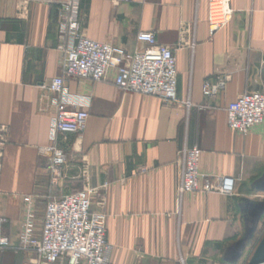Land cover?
<instances>
[{"label":"crops","instance_id":"obj_1","mask_svg":"<svg viewBox=\"0 0 264 264\" xmlns=\"http://www.w3.org/2000/svg\"><path fill=\"white\" fill-rule=\"evenodd\" d=\"M230 7L229 24L209 37L207 0H79L86 38L133 53L145 47L137 34L151 31L173 51L178 103L119 91L114 69L97 83L66 78V93L91 104L81 138L58 139L66 163L52 185L48 157L38 149L51 143L56 108L39 86L61 75L59 4L33 1L21 21L16 0H0V126L6 128L0 218L11 247L0 253V264H27L30 254L13 249L25 205L41 224L48 200L81 189L84 164L88 186L98 190L91 210L107 216L110 264L240 261L264 223V122L242 136L229 130L226 110L242 93L264 90V0H230ZM217 80L224 88L205 99L204 82ZM185 146L201 151L199 169L215 183L235 180L231 197L211 192L179 200L178 153Z\"/></svg>","mask_w":264,"mask_h":264},{"label":"built area","instance_id":"obj_2","mask_svg":"<svg viewBox=\"0 0 264 264\" xmlns=\"http://www.w3.org/2000/svg\"><path fill=\"white\" fill-rule=\"evenodd\" d=\"M33 1L58 2L56 49L61 55V75L39 87L53 97L56 108L51 123V143L40 147V155L48 157L51 184L56 185L66 163L64 150L59 146L61 136L73 135L81 138L85 132L91 99L86 96L68 95L66 78L87 80L92 83L106 79L111 69L116 71L115 87L121 91L144 97L156 98L163 103H178L176 95L177 69L173 51L157 44L154 32H140L138 43L141 50L127 53L121 48L86 38L82 34L79 19V0H16V18L28 19L29 6ZM128 1V0H124ZM232 9L230 0H207V27L209 37L224 29L230 22ZM184 32H188L187 29ZM193 47V43L190 42ZM224 82H204L202 94L205 99H214ZM189 108V102L185 103ZM229 130L246 136L254 127L264 122V90L242 93L226 110ZM6 128L0 126V170L6 144ZM179 172L177 195L218 192L231 197L235 180L229 177L213 180L199 169L201 151L197 147H184L178 153ZM144 172L145 168H138ZM87 166L82 171V187L58 199L48 200L44 216L37 227L34 210L26 204L19 246L16 252L29 253L27 264H110L111 247L105 239L107 216L92 211L91 206L97 189L88 186ZM107 185L102 187L106 190ZM105 200L101 201L103 206ZM5 220L0 218V253L11 249L3 235Z\"/></svg>","mask_w":264,"mask_h":264},{"label":"rangeland","instance_id":"obj_3","mask_svg":"<svg viewBox=\"0 0 264 264\" xmlns=\"http://www.w3.org/2000/svg\"><path fill=\"white\" fill-rule=\"evenodd\" d=\"M43 203L39 204L38 208V220L40 221L43 216ZM40 224L37 225L39 227ZM264 233V223L259 227L258 232L256 234V237L253 238V241L246 247L245 251L243 252V255L240 259V261L237 264H248L249 259L255 249L257 247V244L259 243V240L261 239L262 235Z\"/></svg>","mask_w":264,"mask_h":264},{"label":"water","instance_id":"obj_4","mask_svg":"<svg viewBox=\"0 0 264 264\" xmlns=\"http://www.w3.org/2000/svg\"><path fill=\"white\" fill-rule=\"evenodd\" d=\"M248 264H264V236L258 243Z\"/></svg>","mask_w":264,"mask_h":264}]
</instances>
